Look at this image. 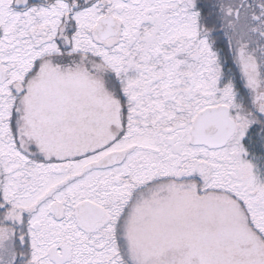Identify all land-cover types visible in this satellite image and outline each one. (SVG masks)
Wrapping results in <instances>:
<instances>
[{
  "label": "snow or ice",
  "instance_id": "obj_1",
  "mask_svg": "<svg viewBox=\"0 0 264 264\" xmlns=\"http://www.w3.org/2000/svg\"><path fill=\"white\" fill-rule=\"evenodd\" d=\"M0 264H264V0H0Z\"/></svg>",
  "mask_w": 264,
  "mask_h": 264
}]
</instances>
